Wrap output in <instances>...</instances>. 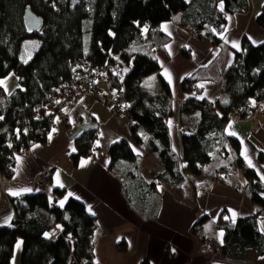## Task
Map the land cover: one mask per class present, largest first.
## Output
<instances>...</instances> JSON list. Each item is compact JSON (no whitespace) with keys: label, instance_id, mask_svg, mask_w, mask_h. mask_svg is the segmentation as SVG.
I'll return each mask as SVG.
<instances>
[{"label":"trees","instance_id":"trees-1","mask_svg":"<svg viewBox=\"0 0 264 264\" xmlns=\"http://www.w3.org/2000/svg\"><path fill=\"white\" fill-rule=\"evenodd\" d=\"M248 0H0V81L11 72L19 78L20 89L7 99L8 113L0 111V173L5 180L13 178L19 150L9 145L10 138L23 134L27 121L35 128H46L36 123L35 107L43 104L59 85L69 80L75 60L83 58L95 67H107L104 80L112 91L124 92L130 107L126 111L135 123L133 136L141 143L138 130L150 137L149 149L163 162L164 172L157 176L162 183L183 186L184 172L202 174L199 166L207 164L211 155L219 150L230 160L221 169L233 171L246 165L240 159V143L228 139L224 130L228 115L246 106L249 100L260 98L264 92V44L254 45L245 37L242 51L236 52L235 61L225 74L222 97L217 106L210 107L208 100L192 97L184 102L182 111L198 112L201 121L193 135L183 138L186 166L171 146L168 120L173 116V99L170 87L160 76V65L151 51L165 50L170 38L159 31L161 25L180 16V25L191 33H200L199 39L209 40L213 46L224 45L217 33H222L228 16L246 14ZM30 12L42 22L38 31H30L26 23ZM264 30V11L256 18ZM37 40L41 47L32 60L23 64L21 51L24 42ZM138 43L146 44L149 54L134 51ZM157 76L158 88H148L147 80ZM195 83L185 79L182 90L199 95ZM198 89L196 92L195 90ZM6 126H8L6 128ZM96 129L84 132L76 141L75 165L93 154L99 138ZM48 138V136H47ZM47 138L39 143H45ZM112 167L123 162L136 163L139 156L127 141L110 149ZM264 162V156H260ZM12 164V167H9ZM247 196L264 208V184L257 173H245ZM62 195L61 191L57 192ZM16 220L10 227L0 228V264H12L15 246L23 241L21 264H71L76 259L94 263V241L98 221L81 201L71 198L63 208L51 205L44 194L11 199ZM258 214L240 219L235 225L220 223L225 231L222 252L246 258L248 251L264 256V235L258 228ZM206 218L194 226V232ZM61 227L63 236L49 240L46 236L53 228ZM67 238V240L65 239Z\"/></svg>","mask_w":264,"mask_h":264},{"label":"crops","instance_id":"crops-1","mask_svg":"<svg viewBox=\"0 0 264 264\" xmlns=\"http://www.w3.org/2000/svg\"><path fill=\"white\" fill-rule=\"evenodd\" d=\"M248 4V13L228 16L224 31L217 33L224 42L221 47L194 38L180 25L181 17L176 16L159 28L171 39L163 53H150L144 43L133 48L138 53H150L158 61L160 76L170 87L173 116L168 127L172 150L181 168L186 166L183 138L193 135L201 121L200 113L182 111L184 102L192 97L208 101L222 97L225 74L234 63L236 52L242 51L243 39L247 37L254 45L264 44V30L256 22L264 11V0H248ZM40 47L37 40L24 42L21 62L29 63ZM185 79L195 83L199 95L183 92L181 84ZM146 82L148 88L157 90V76ZM99 87L101 97L115 98L116 92L106 80ZM0 91L5 94L1 86ZM70 115L69 126L58 124L45 143L36 144L27 155L17 157L12 179L5 180L0 173V228L10 227L17 218L11 199L44 194L52 206L63 208L74 198L84 203L98 221L95 264H264V256L254 251H248L244 259L236 256L237 248L229 255L215 250L201 252L208 239L223 248L225 231L220 223L235 225L242 218L258 214V228L264 235V208L247 196L246 179L233 171L222 184L216 183L218 172L230 165L219 150L211 155L209 163L205 161L204 175L184 172L183 186H171L157 178L164 172L163 162L149 149L150 137L138 130L141 143L137 144L130 122H114L108 104L85 96ZM92 129L100 134L93 154L75 165V141ZM224 135L239 141L240 159L264 184V162L260 160L264 156V119L258 118L256 123L230 122ZM121 141L133 145L139 159L112 167L110 149ZM42 171L53 175L46 186L39 183ZM58 191L63 194L58 195ZM204 218L205 222L194 232V226ZM57 231L63 230L58 227L46 237L51 240ZM22 250L23 241L19 238L12 264H21Z\"/></svg>","mask_w":264,"mask_h":264},{"label":"built area","instance_id":"built-area-1","mask_svg":"<svg viewBox=\"0 0 264 264\" xmlns=\"http://www.w3.org/2000/svg\"><path fill=\"white\" fill-rule=\"evenodd\" d=\"M192 36L196 39L200 38V33L197 31L192 32ZM73 75L72 77L61 83L50 95L47 96L43 104H39L35 107V119L36 123H46V128L41 130H35V128L27 121V124L23 126V134H19L10 138L9 145L17 148L20 155H27L30 152L32 146L39 144V142L47 138L50 131H52L58 124L69 126L71 124V110L78 104V102L85 96H93L99 99L100 102L106 103L111 108L113 121L127 119L132 127H135V123L130 119L126 111L130 107L127 97L124 92H117L114 99L108 100L101 97L100 83L107 74V67H95L87 59H77L73 63ZM196 92L198 89L195 90ZM260 98L257 100H249L245 107L232 111L228 115V121L240 123L249 120H254L257 116L264 117V92L259 93ZM219 99L210 101L209 106H217ZM7 99L0 92V111L2 115L8 113ZM8 126H6L7 128ZM12 167V164H9ZM205 165H200L199 169L202 174L205 173ZM249 167L244 165L242 169L238 170L239 174L244 177ZM230 174L229 169H224L220 173V177H224ZM52 173L49 171H42L39 177V183L42 186H46L51 182ZM216 183L221 184L220 180ZM242 188V186H238ZM58 208V207H57ZM53 228L52 230H55ZM63 236V231H57L55 237L51 240L55 241L59 237ZM67 240V238H65ZM209 250H215L222 252L223 248L215 240H206L201 249L202 253H207ZM71 264H79L74 259ZM81 264H88V261L83 260Z\"/></svg>","mask_w":264,"mask_h":264},{"label":"rangeland","instance_id":"rangeland-1","mask_svg":"<svg viewBox=\"0 0 264 264\" xmlns=\"http://www.w3.org/2000/svg\"><path fill=\"white\" fill-rule=\"evenodd\" d=\"M0 86L3 88L4 93L7 96H11L16 90L20 89V83H19V78H18L17 74L15 72H11L5 79L0 81ZM258 118L264 119V117L257 116L254 120H249V121H245V122H251L252 121V122L256 123ZM240 123H244V122H240ZM208 240H212V239H208ZM203 245H204V243H203ZM203 245H202L201 249H203ZM219 253H221V251Z\"/></svg>","mask_w":264,"mask_h":264},{"label":"water","instance_id":"water-1","mask_svg":"<svg viewBox=\"0 0 264 264\" xmlns=\"http://www.w3.org/2000/svg\"><path fill=\"white\" fill-rule=\"evenodd\" d=\"M26 23L30 31H38L42 26L41 20L30 12L27 13Z\"/></svg>","mask_w":264,"mask_h":264},{"label":"snow or ice","instance_id":"snow-or-ice-1","mask_svg":"<svg viewBox=\"0 0 264 264\" xmlns=\"http://www.w3.org/2000/svg\"><path fill=\"white\" fill-rule=\"evenodd\" d=\"M234 47H237V45H233ZM0 119H3V117H0ZM249 166H251V162L249 161ZM231 211V210H230ZM232 215H233V217L236 215V213L235 212H233L232 213ZM221 237L223 236V232H221L220 234H219Z\"/></svg>","mask_w":264,"mask_h":264}]
</instances>
